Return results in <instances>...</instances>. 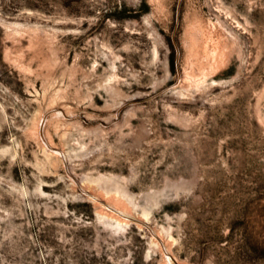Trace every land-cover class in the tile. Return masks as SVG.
Returning a JSON list of instances; mask_svg holds the SVG:
<instances>
[{
	"label": "rangeland",
	"instance_id": "374dc122",
	"mask_svg": "<svg viewBox=\"0 0 264 264\" xmlns=\"http://www.w3.org/2000/svg\"><path fill=\"white\" fill-rule=\"evenodd\" d=\"M0 264H264V0H0Z\"/></svg>",
	"mask_w": 264,
	"mask_h": 264
},
{
	"label": "bare ground",
	"instance_id": "6f19581e",
	"mask_svg": "<svg viewBox=\"0 0 264 264\" xmlns=\"http://www.w3.org/2000/svg\"><path fill=\"white\" fill-rule=\"evenodd\" d=\"M134 217V216H133ZM128 222V221H127ZM154 237V236H153ZM154 243V242H153ZM157 244V243H156ZM159 245H157V247H158ZM163 249V248H162ZM166 249H168L167 247H166ZM164 251V250H163ZM165 252V251H164ZM170 259V258H169Z\"/></svg>",
	"mask_w": 264,
	"mask_h": 264
}]
</instances>
